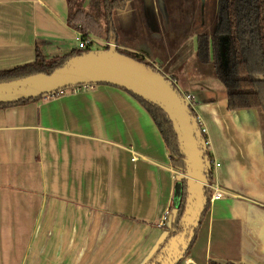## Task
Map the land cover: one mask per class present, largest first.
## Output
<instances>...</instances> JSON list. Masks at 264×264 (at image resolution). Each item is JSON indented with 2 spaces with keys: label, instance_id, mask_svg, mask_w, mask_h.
<instances>
[{
  "label": "crops",
  "instance_id": "0c3cea01",
  "mask_svg": "<svg viewBox=\"0 0 264 264\" xmlns=\"http://www.w3.org/2000/svg\"><path fill=\"white\" fill-rule=\"evenodd\" d=\"M67 14L66 0H0V70L34 62L37 45L46 58L75 48ZM161 41L143 50L194 96L213 180L225 192L210 201L179 264H264L262 113L228 108L190 38L173 50ZM170 157L148 111L117 86L0 107V264H139L164 235L157 223L178 173Z\"/></svg>",
  "mask_w": 264,
  "mask_h": 264
},
{
  "label": "water",
  "instance_id": "95a60500",
  "mask_svg": "<svg viewBox=\"0 0 264 264\" xmlns=\"http://www.w3.org/2000/svg\"><path fill=\"white\" fill-rule=\"evenodd\" d=\"M146 6L150 8V3ZM108 41L107 48H91L70 56L50 73L38 72L0 81V104L54 95L67 88L109 84L157 106L171 123L183 156V167L175 175L170 211L161 225L163 238L139 264H179L189 251L208 201L213 163L207 139L193 108L171 78L146 62L120 52L116 37L111 35ZM261 113L264 120V112ZM179 211L180 229L171 235L170 228Z\"/></svg>",
  "mask_w": 264,
  "mask_h": 264
},
{
  "label": "trees",
  "instance_id": "16d2710c",
  "mask_svg": "<svg viewBox=\"0 0 264 264\" xmlns=\"http://www.w3.org/2000/svg\"><path fill=\"white\" fill-rule=\"evenodd\" d=\"M86 1L87 4H85ZM126 1L127 0H66L68 6L67 24L75 31L82 33L84 36L94 35L108 40L109 30L105 22L108 20L114 9L116 7L122 8ZM221 2L229 13V18H227V21L225 20L224 23V29H226L227 32L229 31V34H231L232 37L230 46L232 55L231 64L228 68V72L220 75V80L223 82L227 90L228 108L230 110L256 108L264 112V0H259L260 3L259 6H257L259 9L258 30L254 35L255 42H250L249 44L244 43L243 35H241L240 32V5L243 0H221ZM216 24V29H219V24L221 23L218 21ZM107 47L108 45L103 48ZM90 49L91 48H72L69 52L63 55L46 58L40 47L37 45L34 62L0 70V81L16 79L38 72L50 73L55 67L60 66L70 56L80 54ZM118 50L139 61L146 62L155 69H158L153 63L147 61L145 57L138 52L122 51L121 49ZM210 51H213L211 45ZM208 54V42L205 37L199 38L198 48L196 51L198 61H207L209 56ZM260 75H262V77ZM128 93L131 94L148 111L157 125L167 148L169 149L172 165L180 170L183 167V156L179 151L176 135L166 115L154 104L145 101L131 92ZM36 99H27L20 100L15 103L0 104V107L25 103ZM192 111L196 115L193 109ZM209 178L211 183L214 182L213 168L210 172ZM209 204L210 190L208 193V201L205 211ZM180 209L182 210V207ZM180 212L181 211H179L176 220L171 225V235L175 234L180 229L178 224ZM195 238L196 233L192 243ZM209 264L219 263L211 261Z\"/></svg>",
  "mask_w": 264,
  "mask_h": 264
},
{
  "label": "flooded vegetation",
  "instance_id": "af4514ba",
  "mask_svg": "<svg viewBox=\"0 0 264 264\" xmlns=\"http://www.w3.org/2000/svg\"><path fill=\"white\" fill-rule=\"evenodd\" d=\"M182 1H185L188 5L186 15L191 23V28L188 32H184V35H177L180 38L177 44L173 35L170 34L173 29L172 21L178 18L176 8L179 6V3H177L176 0H141V2L140 0H127L122 8L116 7L105 22L109 30L108 38L111 35L116 37L117 47L122 48L119 42V37L125 38L124 36H127L128 33V24L126 23V20L129 16H127L124 11L126 8L129 10V7L131 9L130 3L134 6L137 5V7H134L133 13L139 14L137 18L132 17L131 21L136 19L141 20L144 26L147 27V29H145L147 32V38L141 34L142 29H136L137 33L135 35L138 36L137 44L140 47L150 46L157 49V43H159L160 40H163L161 42L164 43V47L167 48V50H173L177 48L180 41L182 42L184 39L190 38L192 45L195 46L196 55L199 38L205 37L209 46L208 60L199 62L197 59V62L203 73L212 76L214 79L216 78L224 86L227 96V90L223 82L220 80V75L228 72L232 59L230 51L232 37L231 34H229V31L227 32V30L224 29L225 20L227 21V18H229L228 10L224 7L221 0L216 1L215 9L212 3L206 6V0ZM147 2L150 3V8L146 6ZM259 3V0H243L240 5V32L241 35H243L245 44L255 42L254 35L258 30L259 9L257 6H259ZM205 19L206 22L202 23ZM218 21L221 24H219L220 28L216 29V23ZM153 24L154 27H152ZM127 40L124 39L126 42H134L135 39ZM210 45L213 48L212 52L210 51ZM161 48L163 49V47ZM208 64H211L212 66H208ZM260 76L262 77V75ZM212 163L214 166L215 162L213 159Z\"/></svg>",
  "mask_w": 264,
  "mask_h": 264
},
{
  "label": "rangeland",
  "instance_id": "374dc122",
  "mask_svg": "<svg viewBox=\"0 0 264 264\" xmlns=\"http://www.w3.org/2000/svg\"><path fill=\"white\" fill-rule=\"evenodd\" d=\"M177 3H179V6L176 8V11H177V17L175 20L172 21V24H173V29L171 30L170 34L173 35L174 37V40L176 42V44L178 43L179 41V37L177 35H182L184 32H188L189 29L191 28V23L186 15L187 13V8H188V5L185 1H182V0H176ZM216 1L217 0H213V1H210V0H206V6H208L210 3H212L214 9L216 7ZM141 2V0H140ZM87 3V2H86ZM130 6H131V9L129 7V10L126 8L127 12L125 14H128L129 16V23H128V26H127V29H128V34L129 35H135L137 33V30L136 29H142V30H145L147 29V27H145L143 25V22L141 20H134V21H131V18L132 17H135L137 18L139 16V14H134V7H137L134 6L133 4L130 3ZM128 19H127V22H128ZM206 22V19L202 22V23H205ZM140 31V30H139ZM184 35V34H183ZM92 37L95 39V41L93 42L92 44V48H96V49H99V48H103L104 46L107 45V40L105 38H100V37H97V36H94L92 35ZM120 40L119 42H122L123 44L126 43L124 42V38H121L119 37ZM138 40H134V42H129L127 45L128 47L130 48L129 50H126L124 48H118V49H121L122 51H137L139 53H145L146 55H148V59L146 58L145 54H143V56L145 57V59L151 63H153L160 71L161 68L159 66V64L155 63V59H158L157 57H159L157 54L156 55H153V54H150L149 52H147V48L145 46H138ZM126 46V45H125ZM143 49H146L147 51L143 50ZM208 66H212L211 64H208ZM219 164L216 162V166H218ZM222 191L223 189L218 186ZM217 200V199H216ZM189 252V251H188ZM187 252V253H188ZM210 263V262H209Z\"/></svg>",
  "mask_w": 264,
  "mask_h": 264
},
{
  "label": "built area",
  "instance_id": "2783aa9c",
  "mask_svg": "<svg viewBox=\"0 0 264 264\" xmlns=\"http://www.w3.org/2000/svg\"><path fill=\"white\" fill-rule=\"evenodd\" d=\"M74 39H75V43H76L75 48H77V49L92 48V44L95 41V39L92 36H84L80 32H77ZM106 43L108 45L109 41L107 40ZM183 96L190 103V105L192 107L194 96L190 93H184V92H183ZM201 131L205 135L206 129L202 125H201ZM209 190H210V201L219 199V198L223 197V195H224V192L218 187V185L215 182H212L209 184ZM167 216H168V210H165L163 212L161 218H160V222H159L160 226L164 224L165 220L167 219Z\"/></svg>",
  "mask_w": 264,
  "mask_h": 264
}]
</instances>
